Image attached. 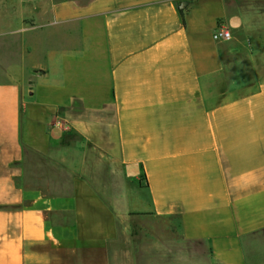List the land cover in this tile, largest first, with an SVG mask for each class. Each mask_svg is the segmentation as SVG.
Returning a JSON list of instances; mask_svg holds the SVG:
<instances>
[{
	"label": "crops",
	"instance_id": "obj_1",
	"mask_svg": "<svg viewBox=\"0 0 264 264\" xmlns=\"http://www.w3.org/2000/svg\"><path fill=\"white\" fill-rule=\"evenodd\" d=\"M0 17V264H264V0Z\"/></svg>",
	"mask_w": 264,
	"mask_h": 264
},
{
	"label": "built area",
	"instance_id": "obj_2",
	"mask_svg": "<svg viewBox=\"0 0 264 264\" xmlns=\"http://www.w3.org/2000/svg\"><path fill=\"white\" fill-rule=\"evenodd\" d=\"M213 38L218 41H227L233 38L231 27L226 22L219 23L218 27L213 32ZM55 124L63 129H70V124L63 119H56Z\"/></svg>",
	"mask_w": 264,
	"mask_h": 264
},
{
	"label": "rangeland",
	"instance_id": "obj_3",
	"mask_svg": "<svg viewBox=\"0 0 264 264\" xmlns=\"http://www.w3.org/2000/svg\"><path fill=\"white\" fill-rule=\"evenodd\" d=\"M6 3H7V0H0V5L1 6L2 5H6ZM1 19H2V17H0V41L3 40V39H6V35L1 33V31L3 29V28H1V26H5L6 24L5 25L2 24ZM30 36H31L30 34H28V33L26 34L27 38L30 37ZM0 52L4 53L3 51H0ZM31 59H33V58H31ZM29 61H30V56H27L26 62L29 63Z\"/></svg>",
	"mask_w": 264,
	"mask_h": 264
},
{
	"label": "water",
	"instance_id": "obj_4",
	"mask_svg": "<svg viewBox=\"0 0 264 264\" xmlns=\"http://www.w3.org/2000/svg\"><path fill=\"white\" fill-rule=\"evenodd\" d=\"M183 7H184V4L181 5V8H183Z\"/></svg>",
	"mask_w": 264,
	"mask_h": 264
}]
</instances>
